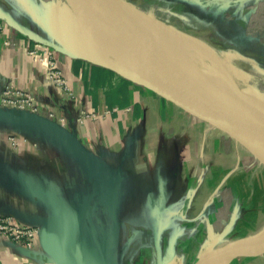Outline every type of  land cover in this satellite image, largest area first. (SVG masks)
<instances>
[{
  "label": "crops",
  "instance_id": "obj_1",
  "mask_svg": "<svg viewBox=\"0 0 264 264\" xmlns=\"http://www.w3.org/2000/svg\"><path fill=\"white\" fill-rule=\"evenodd\" d=\"M142 1L222 38L233 29L236 49L244 32L248 52L262 53L251 0ZM37 14L22 0H0V97L19 93L33 107L22 115L0 106V215L39 230L55 217L49 245L72 263L84 254L105 264H195L249 235L236 223L230 182L241 144L107 69L58 54ZM51 58L69 91L51 84ZM48 124L94 155L103 183ZM32 244L0 236V264H58L40 234ZM229 264H264V253Z\"/></svg>",
  "mask_w": 264,
  "mask_h": 264
},
{
  "label": "bare ground",
  "instance_id": "obj_2",
  "mask_svg": "<svg viewBox=\"0 0 264 264\" xmlns=\"http://www.w3.org/2000/svg\"><path fill=\"white\" fill-rule=\"evenodd\" d=\"M24 1L27 5L31 2L34 9H36L35 5L40 6L43 14L47 11V23L57 22L58 25L59 23L64 25L66 29H68L65 26L67 22L74 23L69 26L74 37V40L72 36L70 39L81 50L113 61L143 77L157 78L150 69L137 62L125 50L112 31L98 21L80 0ZM123 4L138 22L147 40L162 56L187 69L200 82L207 84L233 103L237 107L236 114L239 118L264 133V70L257 67V63L264 64L263 62L256 61L248 51L229 50L224 45H218L212 39V30L192 27L184 33L171 25L142 15L136 10L135 4L130 5L124 2ZM86 36L91 38H87L89 41L95 40L94 47H97L98 50L95 49L98 52L92 48H85ZM186 49L188 53H183ZM252 63L255 67L249 66ZM245 150L264 165L263 159L246 148ZM263 239L249 240L247 238L224 245L212 252L203 264H229L236 255Z\"/></svg>",
  "mask_w": 264,
  "mask_h": 264
},
{
  "label": "water",
  "instance_id": "obj_3",
  "mask_svg": "<svg viewBox=\"0 0 264 264\" xmlns=\"http://www.w3.org/2000/svg\"><path fill=\"white\" fill-rule=\"evenodd\" d=\"M93 16L107 26L125 47V50L141 65L150 69L157 78L149 79L96 54L76 47V56L90 64L107 69L133 84L143 87L192 116L210 124L243 145L251 153L264 160V133L244 122L236 114L237 107L179 64L162 56L147 40L138 22L131 16L121 0H80ZM55 50L59 48L53 45ZM59 51V50H58ZM27 114L28 112H17ZM48 130L64 144L89 173L100 183L106 180L103 168L83 145L69 132L59 126L47 125ZM55 217L43 224L40 235L47 253L58 264H105L81 254L80 263H72L51 249L48 237ZM264 253L240 254L238 257L256 256ZM211 254V253H210ZM195 264H203L210 255Z\"/></svg>",
  "mask_w": 264,
  "mask_h": 264
},
{
  "label": "rangeland",
  "instance_id": "obj_4",
  "mask_svg": "<svg viewBox=\"0 0 264 264\" xmlns=\"http://www.w3.org/2000/svg\"><path fill=\"white\" fill-rule=\"evenodd\" d=\"M22 1L24 4L26 3L24 0ZM121 1L124 3L130 4V5L135 4L136 10L141 12L142 15L147 16L148 18L149 17L154 18L155 20H158L159 22H162V23H166L169 26L171 25L172 27L184 33L188 31L189 28L192 26L194 28H197L195 25L190 24V23H193V21H189V19L182 18L175 14L173 15V14L164 12L163 10L157 9L149 4L147 5L145 3L146 1L145 2L142 0H121ZM251 1L255 2V4L257 3L258 5H255V7H257V10H255V13L252 14V17L248 19V22L250 23V27L253 33L256 34L257 37L259 38L261 36L260 41L264 43V0H251ZM25 5L26 7L38 13L37 14L38 18L41 21H43L45 28H47V30L50 32L53 38L52 43L56 47L59 48L58 54L60 55L70 54L72 56L77 57L73 51H76V47H78V45H76V43L72 42V40L70 39V37L72 36L74 40V37H73L72 31H70L69 29L70 28L69 26H71L74 23L71 22L72 23L71 24L70 22L69 23L67 22L65 26L68 29H66L64 25L60 23L58 25L57 22H54V24L47 23L48 22L47 21V17H48L47 11L45 12V14H43L42 8H39L40 6L37 7L36 5H35L36 9H34L33 7L34 5L31 2H29V5L27 4ZM39 14L41 15L40 17H39ZM42 14L45 17L42 16ZM171 18H173V20H171ZM225 26L226 25H224L223 27ZM218 27L220 26L218 25H216L215 27L213 26V29H217ZM198 28L199 29L204 28L205 30L206 29L212 30L208 28L206 25H199ZM224 29L226 31L225 32L226 35L229 36L228 37L229 39L239 38L233 33L228 35L229 29L231 28L225 27ZM231 30L233 31V29ZM249 37L248 35L244 34V32L240 34V40H243L244 42L242 44L243 45L242 47L244 48L243 51L250 50V48L246 45L248 42H251L247 40V39H250ZM87 38H90V37L86 36V39ZM228 38L220 37L219 34L217 33V30L212 31V39L215 42H217L218 45L221 46L223 44L224 45L228 44L226 45L227 49L229 50L236 49L233 45L232 47L229 46L231 42L228 40ZM94 45H95V40L89 41L87 39L85 48H89V49L92 48L95 52H98L97 47L96 46L94 47ZM242 47L241 49H243ZM262 48L264 47H261L262 53L254 50L256 51V53L251 51V55L256 61L264 63V51H262ZM183 53H188V50L186 49L185 51H183ZM252 62L256 64L254 61ZM252 64H249V66L255 67V65L254 64L252 65ZM257 67H259L260 70L261 69L264 70V64L262 63H257ZM241 148L243 151L239 153L237 162L235 163V166L233 168L234 174L232 176V180L230 181L232 184L236 186L235 188H237V192H234V194L232 195L235 201L234 203V207L236 211L235 220L237 219L236 220L237 224L238 223L245 224L244 233H247V234L249 233V235H247L245 238H242L240 240H245L247 238L249 240L261 239V238H264V165L260 161L255 159L252 156V154L250 155L243 146ZM230 243H233V242H230ZM263 246H264V239L257 242L255 245L251 246L250 248H248L246 251H244L241 254H255L261 251ZM238 258H241V257H238ZM238 258H235V259H238Z\"/></svg>",
  "mask_w": 264,
  "mask_h": 264
},
{
  "label": "built area",
  "instance_id": "obj_5",
  "mask_svg": "<svg viewBox=\"0 0 264 264\" xmlns=\"http://www.w3.org/2000/svg\"><path fill=\"white\" fill-rule=\"evenodd\" d=\"M29 54L32 55L33 52ZM47 75L51 84L64 91H69L62 73L56 67L54 58L49 59L47 62ZM0 106L16 112L33 111L30 100L19 93L6 92L0 97ZM39 234L40 230L38 228L24 227L14 222L11 218L0 215V236L10 239L15 243L24 244L26 247H31L33 239Z\"/></svg>",
  "mask_w": 264,
  "mask_h": 264
}]
</instances>
